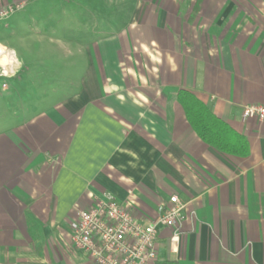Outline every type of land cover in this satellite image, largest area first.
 <instances>
[{"label":"crops","instance_id":"0c3cea01","mask_svg":"<svg viewBox=\"0 0 264 264\" xmlns=\"http://www.w3.org/2000/svg\"><path fill=\"white\" fill-rule=\"evenodd\" d=\"M133 6L119 30L75 45L85 60L75 91L0 131V264H95L71 245L69 222L107 193L142 222L178 195L180 242L160 226L158 258L264 264V120L242 117L264 104V0ZM179 89L242 134L248 154L204 143Z\"/></svg>","mask_w":264,"mask_h":264},{"label":"rangeland","instance_id":"374dc122","mask_svg":"<svg viewBox=\"0 0 264 264\" xmlns=\"http://www.w3.org/2000/svg\"><path fill=\"white\" fill-rule=\"evenodd\" d=\"M135 2L22 0L0 20V41L14 48L20 60L18 69L3 67L7 75L0 76V131L75 91L72 83L85 64L83 54L74 52L75 45L89 42V32L126 25Z\"/></svg>","mask_w":264,"mask_h":264},{"label":"built area","instance_id":"2783aa9c","mask_svg":"<svg viewBox=\"0 0 264 264\" xmlns=\"http://www.w3.org/2000/svg\"><path fill=\"white\" fill-rule=\"evenodd\" d=\"M20 3L0 8V19L7 18ZM7 75L0 65V76ZM264 120V104H248L242 117ZM184 203L177 194L158 206V215L142 222L135 212L112 194L97 198L88 208H78L69 222L73 248L85 253L95 264H155L160 226L171 230V240L179 245Z\"/></svg>","mask_w":264,"mask_h":264},{"label":"trees","instance_id":"16d2710c","mask_svg":"<svg viewBox=\"0 0 264 264\" xmlns=\"http://www.w3.org/2000/svg\"><path fill=\"white\" fill-rule=\"evenodd\" d=\"M176 97L190 126L204 143L225 154L238 157L248 154L247 139L214 114L210 107L198 99L192 91L179 89ZM155 264L179 263L176 260L159 257Z\"/></svg>","mask_w":264,"mask_h":264},{"label":"bare ground","instance_id":"6f19581e","mask_svg":"<svg viewBox=\"0 0 264 264\" xmlns=\"http://www.w3.org/2000/svg\"><path fill=\"white\" fill-rule=\"evenodd\" d=\"M15 62H16V59L11 51H5V52L0 53V65L1 66L8 68V69L14 68Z\"/></svg>","mask_w":264,"mask_h":264}]
</instances>
